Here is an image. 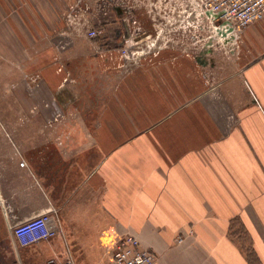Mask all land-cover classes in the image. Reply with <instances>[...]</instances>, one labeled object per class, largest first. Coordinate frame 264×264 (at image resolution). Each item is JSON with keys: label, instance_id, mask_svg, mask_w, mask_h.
I'll list each match as a JSON object with an SVG mask.
<instances>
[{"label": "crops", "instance_id": "obj_1", "mask_svg": "<svg viewBox=\"0 0 264 264\" xmlns=\"http://www.w3.org/2000/svg\"><path fill=\"white\" fill-rule=\"evenodd\" d=\"M61 4L0 0V52H20L2 92L18 103L0 107V264H103L127 233L154 264H264V17L201 42L211 23L191 12V54L146 30L123 58V28L89 39ZM44 212L56 233L21 245L14 226Z\"/></svg>", "mask_w": 264, "mask_h": 264}, {"label": "rangeland", "instance_id": "obj_2", "mask_svg": "<svg viewBox=\"0 0 264 264\" xmlns=\"http://www.w3.org/2000/svg\"><path fill=\"white\" fill-rule=\"evenodd\" d=\"M57 2L61 4L64 1L57 0ZM70 2V5L67 0L65 1L66 5L61 4L64 8V12H66L70 6L74 8L76 17H79L80 20L85 17V27L102 30V32L107 27H109V29L110 27L116 26L123 28L121 45L124 44L127 39L133 38L138 32L143 33L147 30L150 31L149 33H153V38L157 35L155 40L160 43L165 41L174 43L176 38L182 37L185 48L189 53L190 51L192 52V38L188 33L197 25L193 16L190 14L191 12H196L194 0H70ZM176 11H181V16H178V26L175 24ZM57 22L63 23V21H59V19ZM66 22L67 21L64 19V24ZM176 27L184 29V36H179V34H177ZM200 29L199 34H201V42L204 40L206 41L208 39L207 37H210L211 40H213V37L219 38L218 31L216 32L211 24L206 23L205 27L201 25ZM141 33L139 35H141ZM178 41L179 43L181 42L180 40ZM138 50L141 51L142 49L138 48ZM15 53L17 52H0V77L3 76V80L5 81L7 79L8 81V83H2L0 81V107L7 106L8 104L6 102L8 100L9 106H16V103H18L16 99L10 100L11 97L7 99L5 95L2 96V94H4L2 92L5 90L11 91L9 86L13 84L11 80L14 79L10 80L8 73L13 76L15 69L12 63L7 60L9 59L10 61V58H14ZM19 53L20 52L17 54ZM6 54H9L10 58L8 55L6 56ZM5 76L7 77L5 78ZM1 122L0 119V123ZM4 134L6 137L7 135L5 132ZM27 134L28 132L25 133L24 136ZM112 248L113 247L105 248L103 260L111 255Z\"/></svg>", "mask_w": 264, "mask_h": 264}, {"label": "built area", "instance_id": "obj_3", "mask_svg": "<svg viewBox=\"0 0 264 264\" xmlns=\"http://www.w3.org/2000/svg\"><path fill=\"white\" fill-rule=\"evenodd\" d=\"M194 3L196 14L210 22L216 32L225 34L241 30L264 17V0H194ZM75 12L71 7L68 21L74 23L77 20ZM102 33V30L94 28L85 31L89 39H95ZM136 42L134 38L127 39L118 48L120 55L123 58L136 55ZM19 165L24 166L25 161L20 160ZM48 220L49 214L44 212L16 224L13 228L15 238L21 245H29L53 236L56 231L48 225ZM181 240L182 237L177 236L176 241ZM155 261V254L143 248L136 236L127 233L117 239L110 258L103 264H154Z\"/></svg>", "mask_w": 264, "mask_h": 264}, {"label": "water", "instance_id": "obj_4", "mask_svg": "<svg viewBox=\"0 0 264 264\" xmlns=\"http://www.w3.org/2000/svg\"><path fill=\"white\" fill-rule=\"evenodd\" d=\"M51 264V263H50ZM52 264H54V263H52Z\"/></svg>", "mask_w": 264, "mask_h": 264}]
</instances>
